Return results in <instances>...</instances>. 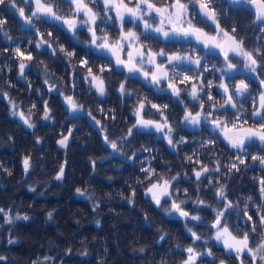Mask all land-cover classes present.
Segmentation results:
<instances>
[{
    "label": "snow or ice",
    "instance_id": "obj_1",
    "mask_svg": "<svg viewBox=\"0 0 264 264\" xmlns=\"http://www.w3.org/2000/svg\"><path fill=\"white\" fill-rule=\"evenodd\" d=\"M32 2L33 0H0V5L18 13L23 21L22 26L39 37L37 40L29 39V45L34 43L36 49L49 50L50 57L62 55L72 67V94H68V85L61 86L58 81H50L47 64L38 61L44 65V84L47 85L48 91L59 93L69 110L65 119H68V116L78 119L81 115H87L99 127L104 144L111 148L113 153L133 162L138 159L137 152L153 151L146 145H141L137 151L131 153L124 150V145L131 143L139 135L137 130H154L163 136L174 151L179 152L182 151L181 146L189 143L185 136L180 135L183 128L191 125L201 129L198 146L204 151L200 152L194 148L191 154H185L183 157L184 162L193 165L192 183L196 195L190 194L188 188H179L181 179L189 178L188 172L184 170L164 175L158 172L149 160V166L140 169L144 176L136 177V183L144 187L146 196H150V203L168 216L183 218L184 229L191 242L186 246L179 243L176 245L184 254L181 264H208L206 258H211V264H226V261L264 264V174L252 177L253 182L259 186V202L252 195H248L244 198L246 203L243 209L239 208V199L233 201L229 198L230 186L222 182L237 174H246L255 167L264 170V90L253 96L250 82L234 75L239 72L253 75L261 89H264V43L249 46L246 43V35L241 34L243 30L226 14L228 10L238 9L244 4L254 6L251 24L258 26L261 32L258 39L264 41V0H34L35 10L29 8L27 15L24 7L17 6ZM60 4L66 7L61 9ZM225 4L228 5L227 10ZM48 20L66 26V30L72 33V38L78 43H86L89 47L109 53L114 57L115 66L126 70L127 74L119 80L115 91L121 98L135 96L131 109L135 119L121 130L120 136L111 138L107 126L74 94L77 87L76 75L79 74V69L83 68V79L89 84L90 90L94 89L93 95L97 97L95 110L115 120V109L100 106L104 103L101 98L108 95V88L111 87V77H105L104 74L115 71L112 61L94 66L89 64L88 59L79 58L78 53L62 45L52 31H40L38 24ZM6 23L3 16H0V36L16 44L12 55L19 59L18 78L27 80L25 69L32 66L30 62L34 60V56L31 51L22 49L19 43L12 39L5 30ZM126 25L129 27L126 28ZM110 28L115 31L110 33ZM81 29H86L90 37L88 40L80 41L78 33ZM156 40H162L164 46L157 47ZM173 40H191L207 51L218 50L223 59L209 66L204 63L205 56L200 53L199 48L194 45L187 48H177L175 45L168 47L167 42ZM7 67L10 71L11 66ZM94 67L96 71L93 70ZM3 70L4 68L0 67V73ZM211 73L219 75L209 80L207 75ZM137 75L142 76L156 92H170L169 99L174 98L182 105V112L172 115L169 112V103L153 102L147 94L132 88L130 78ZM5 83L9 88L13 87L10 81ZM213 89H216L219 99L213 94ZM0 99L7 100L10 115L17 117L28 129L36 128V122L32 119L35 104L22 111L21 106L3 88H0ZM249 99L252 100L250 110L244 106ZM42 119L53 120L47 101L43 103ZM204 125L211 126L213 132V135L206 139L203 138V132L207 130ZM73 128L67 129V134L61 133V138L57 140L60 147H68ZM195 136L194 132L193 140ZM221 137L227 149H221L220 154H217L216 149ZM36 143H40V138L36 139ZM225 151H228L226 161L223 159ZM200 155H207L208 162L202 160ZM22 164L24 172L27 173L31 167L30 157L24 156ZM0 170L6 171L8 175L12 174L10 170L3 169L2 164ZM168 171L171 172L170 166ZM214 173L216 175H213ZM63 176L64 166L61 165L55 179L62 180ZM205 189L211 192V198L201 195ZM29 190L36 191L32 187ZM76 192L81 196L86 195L85 190L81 188H77ZM135 195L136 191L132 189L127 198L129 204L134 203ZM189 202L192 203L193 209L185 207ZM250 206L255 207L251 215ZM96 208H99L98 204L94 205V209ZM233 211L244 218L243 230L239 224L231 223L230 216ZM47 215L51 219L53 214L48 212ZM0 218L3 220L0 229L4 224L11 226L16 221L29 220L28 215L14 213L10 207H0ZM96 223L99 224V221ZM201 226L205 231L200 230ZM158 231L160 235L157 242L166 241L168 233ZM212 241L222 245L224 258L214 252ZM16 242L9 234L7 243ZM71 251V248L66 249L65 254H70ZM139 251L144 252L145 248L141 247ZM81 255H87V252H81ZM53 259L44 256L37 258L32 264H46ZM7 261L8 257L0 254V264H7ZM162 264L166 262L162 261Z\"/></svg>",
    "mask_w": 264,
    "mask_h": 264
},
{
    "label": "trees",
    "instance_id": "obj_2",
    "mask_svg": "<svg viewBox=\"0 0 264 264\" xmlns=\"http://www.w3.org/2000/svg\"><path fill=\"white\" fill-rule=\"evenodd\" d=\"M17 6L24 7L26 15L29 14V8L35 10L32 3ZM59 7L64 9L66 6L60 4ZM224 7L228 9L227 4ZM254 11L252 7L240 6L226 13L243 30L241 34L246 35V43L249 46L264 43L258 39L261 36L258 26L251 24ZM0 16L7 21L4 27L12 39L17 41L22 49L31 51L34 56V60L30 62L32 66L25 69L27 80L18 78L19 59L12 55L16 44L0 36V67L4 68L0 73V88L14 98L22 111H26L32 104L36 105V109H33L35 114L32 116L36 128L28 129L17 117L10 115L7 100L0 99V164L3 169L12 173L8 175L6 171L0 170V207H10L14 213L29 216L27 221L19 220L11 226L4 224L0 229V254L8 257L7 264H32L37 258L44 256L54 258L46 264H162V261L166 264H181L184 254L176 245L179 243L186 246L191 242L184 229L183 218L168 216L150 203V196H146L144 187L136 183V177L144 176L140 169L148 167L149 160L151 165L164 175L184 170L188 172L189 178H182L179 188H188L190 194L196 195L192 183L193 165L184 162L183 157L185 154H191L192 149H199L201 129L197 131L195 140L192 139L193 132H183L185 127L180 132V135L189 141L190 148L186 151H174L163 136L154 130H137L139 135L131 143L125 144L124 150L131 153L137 151L141 145H146L153 151L137 152L138 159L135 162L113 153L111 148L104 144L99 127L87 115H81L78 119L68 116V119H65L69 110L63 98L55 91L49 92L44 84V65L38 61L47 64L50 81H58L61 86L67 84L66 91L72 94L70 89L73 69L67 59L59 54L50 57L49 50L44 49L41 52L35 48L34 43L29 45V39L37 40L39 37L34 36L29 29L23 30L22 18L14 10L5 9L0 5ZM38 26L41 32L52 31L62 45L76 51L79 58L88 59L90 65L99 66L112 61L115 71L104 74L105 77H111V87L108 88V95L101 98L104 103L100 106L115 109V120L95 110L97 97L93 95L94 89L90 90L89 84L83 79V68H80L79 74L76 75L77 87L74 94L107 126L111 138L120 136L121 130L135 119L131 111L135 96L121 98L115 91L119 80L127 74L126 70L116 67L114 57L109 53L89 47L86 43H78L72 38V33L66 30V26L48 22ZM109 31L111 33L115 30ZM78 35L80 41L90 38L86 29H81ZM204 63L211 66L215 61L212 57H207ZM7 66H11L10 71ZM93 70L96 71V67ZM210 76L215 78L213 73ZM5 81H10L13 87L9 88ZM130 86L140 90L142 94H147L153 102L169 103V112L172 115L182 112L183 106L174 98L169 99L170 92H156L147 82L133 78H130ZM213 94L219 99L216 89H213ZM44 101L48 102L51 109V121L42 119ZM251 101L249 99V102ZM206 127L208 125H204L205 129ZM69 128H73L72 136L69 138L68 147L62 148L57 144V140L61 138V133L67 134ZM206 131L203 132L205 139L213 135L207 134ZM37 138H40V143H36ZM220 144H223L221 140L218 142L217 154L223 149ZM24 156L30 157L31 167L27 173L24 172L22 164ZM227 156L228 151H225V161ZM153 157L155 159H152ZM200 158L208 162L207 155H200ZM61 165L64 166V176L62 180H56L55 176ZM168 166L171 172L168 171ZM262 174L264 170L255 167L246 174H237L232 179L222 180L230 186L229 198L233 201L239 199L240 209L244 208V198L248 195H252L259 202V186L253 182L252 177ZM30 187L36 191H30ZM77 188L85 190L86 195L77 194ZM132 189H135L136 195L134 203L129 204L127 198ZM201 195L211 198V192L207 189ZM96 204L99 208L94 209ZM185 207L193 209L191 202ZM250 207L252 211L249 215L255 211L254 206ZM48 212L53 214L51 219L48 218ZM96 221H99V224ZM230 221L234 225L239 224L243 230L244 218L238 216L237 212L231 213ZM0 224H3L2 218ZM158 230L168 233L166 241L157 242L160 235ZM200 230L205 231L202 226ZM9 234L16 239V243H7ZM211 244L214 252L224 258V250L215 241ZM141 247L145 248L144 252L139 251ZM69 248L71 253L65 254ZM84 251L87 255H81ZM206 259L208 264H211V258ZM226 263L232 264V261Z\"/></svg>",
    "mask_w": 264,
    "mask_h": 264
},
{
    "label": "rangeland",
    "instance_id": "obj_3",
    "mask_svg": "<svg viewBox=\"0 0 264 264\" xmlns=\"http://www.w3.org/2000/svg\"><path fill=\"white\" fill-rule=\"evenodd\" d=\"M113 15L115 14L114 12L112 13ZM54 23H56V24H59V23H57V22H54ZM126 28L127 27H129V25H126L125 26ZM111 29V28H110ZM147 42V41H146ZM159 42H160V44H159ZM169 45H175V46H178V48L179 47H181L180 45H183L184 44V47L185 48H187V47H189L190 45H194V46H196V47H198L199 49H200V53L201 54H203V55H205V54H210L212 57H214V59H219V60H222L223 59V57H222V55H220L219 54V52H218V50H216V51H207V50H205V49H203L202 48V46H200V45H197V44H195V42L194 41H191V40H189V41H184V40H181V41H175V40H173V41H169V42H167ZM156 46L157 47H159V46H164V42L162 41V40H156ZM39 51H41V52H43V50L44 49H38ZM206 57V56H205ZM125 70V69H124ZM217 75H219V73H216ZM131 78H133V79H138V80H140V81H143V82H145L144 81V79H143V77L142 76H139V75H137V76H134V77H131ZM191 102V101H190ZM74 117H72V119H73ZM199 130V129H196V128H193L191 125H186L185 126V130L183 131V132H186L187 131V133H191L193 130ZM207 129H208V131L209 132H211V133H213L212 132V128L211 127H207ZM222 138V137H221ZM191 142H193V141H191ZM182 147V150H187L188 148H190V146H189V144H187V145H184V146H181ZM186 147V149H184ZM217 245L218 246H220V247H222V245H220V244H218L217 243ZM223 248V247H222ZM232 264H238V262H232Z\"/></svg>",
    "mask_w": 264,
    "mask_h": 264
},
{
    "label": "flooded vegetation",
    "instance_id": "obj_4",
    "mask_svg": "<svg viewBox=\"0 0 264 264\" xmlns=\"http://www.w3.org/2000/svg\"><path fill=\"white\" fill-rule=\"evenodd\" d=\"M243 78H246V82H250V89L253 92V96L257 95V92L258 91L264 90V89H261V87H259V85H258L259 83L254 79L253 75H250L248 73H245V75H244ZM248 102H249V100L245 103L244 106H245V108H247V109L250 110L252 101L249 102V103ZM220 147L223 148V149H227V146H225V145L224 146H220Z\"/></svg>",
    "mask_w": 264,
    "mask_h": 264
}]
</instances>
